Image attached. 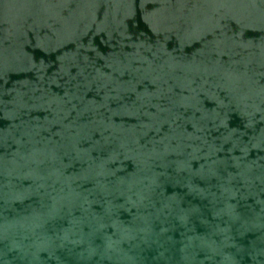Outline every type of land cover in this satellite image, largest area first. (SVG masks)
I'll list each match as a JSON object with an SVG mask.
<instances>
[{
	"label": "water",
	"instance_id": "1",
	"mask_svg": "<svg viewBox=\"0 0 264 264\" xmlns=\"http://www.w3.org/2000/svg\"><path fill=\"white\" fill-rule=\"evenodd\" d=\"M0 264H264V0H0Z\"/></svg>",
	"mask_w": 264,
	"mask_h": 264
}]
</instances>
